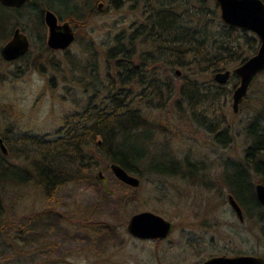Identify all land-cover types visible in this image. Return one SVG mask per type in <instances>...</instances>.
I'll return each mask as SVG.
<instances>
[{
  "label": "rangeland",
  "instance_id": "374dc122",
  "mask_svg": "<svg viewBox=\"0 0 264 264\" xmlns=\"http://www.w3.org/2000/svg\"><path fill=\"white\" fill-rule=\"evenodd\" d=\"M74 2L71 4L78 6L79 13L63 17L62 21L71 25L75 35L69 49L53 51L48 48V29L46 25L38 24V11H33L31 6L20 10L18 26L31 42L30 52L15 62H6L2 58L1 50L13 34L0 47V134L5 136L0 138L9 144H4L8 150L4 164L9 170L23 171L33 160H39L43 152L40 154L35 150V142L58 139L67 118L84 108L89 90L76 81L82 76L78 70L80 62L85 65L87 60H94L95 73L105 80L109 73V66L103 59L106 46L117 33L136 28L145 18V0ZM210 3L217 5L215 0ZM43 36L46 42L42 45ZM88 48L94 52L93 57L85 54ZM235 65L231 72L239 64ZM212 80L213 77L205 74L200 82L207 85ZM230 80L223 85L226 92L233 89ZM174 83L179 87L182 82L176 78ZM239 84L240 80L237 87ZM233 93L212 105L199 98L191 104L180 101L174 103L176 111L170 110L162 116L170 128H162L157 143L148 148L150 161L174 157L183 170H188L190 165L183 163L188 160L197 170L193 181L147 176L141 165L138 168L143 174L139 178L141 184L133 188L118 180L109 163L98 158L94 174L103 171L108 178L113 194L105 189L103 192L110 197L109 202L102 198L99 188L87 184L68 183L47 200L34 186L0 182L2 226H7L0 234V264H201L223 255L264 258L263 226L255 219H247L244 212V223L240 222L229 205L230 191L225 181L226 164L243 165L245 149L252 143L247 128L255 107L264 98V73L252 83L238 113L233 110ZM151 114L157 120L159 113L152 111ZM214 126L216 133L211 132ZM222 129H228L230 133V142L226 146L215 139ZM249 172L253 173L252 170ZM260 180L255 176L254 185L261 184ZM96 191L101 194L97 195ZM119 203L129 207L124 208ZM102 206H105L104 210ZM94 207L100 208V216H91ZM52 209L55 219L60 218L58 230L26 232L28 226H40L42 212ZM142 212L155 213L173 224L175 231L169 240L141 241L127 233L107 242L105 237L100 241L94 232L107 221L112 223L111 226L122 223L126 231L132 216ZM21 230L22 238L18 233Z\"/></svg>",
  "mask_w": 264,
  "mask_h": 264
},
{
  "label": "trees",
  "instance_id": "16d2710c",
  "mask_svg": "<svg viewBox=\"0 0 264 264\" xmlns=\"http://www.w3.org/2000/svg\"><path fill=\"white\" fill-rule=\"evenodd\" d=\"M210 2L145 0V18L138 22L136 28L117 33L106 46L103 59L109 66V73L105 80L95 73L94 60H87L85 65L80 62L78 70L82 76L76 81L89 90L88 100L81 111L67 118L58 139L51 142L38 139L35 142V150L40 154L43 152L42 157L33 160L31 166L23 171L9 170L0 148V182L34 186L45 194L47 200L56 196L68 183L87 184L99 188L103 194L101 197L109 202L110 197L105 195L102 183L94 174L98 158L109 163V168L117 164L138 178L143 176L138 171L142 165L147 176L193 181L197 170L188 160L183 161L190 165L188 170H183L179 160L174 157L163 158L160 162L150 161L148 148H153L157 143L156 138L162 133V128H170L162 116L170 113V110L176 111L174 103L180 101L191 104L199 98L212 105L217 100L230 97L239 83L236 74L230 80L233 81V89L229 92L224 90L223 85L215 84V80L201 85L202 75L214 78L217 73L233 69L236 63L239 67L257 53L259 46V39L254 34L223 25L218 6H212ZM71 3L74 4V0H32L24 7L28 9L31 6L33 11H38V24L44 27L46 10L56 12L61 22L63 17L73 13L77 15L80 10ZM21 9L6 8L0 4V47L10 40L13 31L20 26ZM41 42L42 45L46 42L45 36ZM89 49L85 54L93 57L94 52ZM178 69H182L180 77H177ZM176 78L182 82L179 87L174 83ZM260 103L255 107L254 117L247 128L252 143L245 149L244 164H226L225 181L229 195L234 197L247 219H255L259 226H263L261 230L264 234V208L257 199L256 185L253 183L254 177L258 176L261 178L259 183L264 184V98ZM152 111L159 113L157 120ZM215 127L211 129L212 133H216ZM229 135L228 129H222L215 139L226 146L230 142ZM0 137L5 136L0 134ZM248 169L253 173L250 174ZM119 205L129 207L124 203ZM89 209H86V217ZM92 211L94 215L91 216L101 215L99 207H94ZM53 213V209L42 212L40 226H28L26 232L58 230L60 218L56 220ZM2 218L0 211V234L7 227L2 226ZM111 224L107 221L104 226L94 229L100 241L105 237L104 241L112 242L123 234L127 235L122 223L120 226ZM22 232H18L20 238Z\"/></svg>",
  "mask_w": 264,
  "mask_h": 264
},
{
  "label": "water",
  "instance_id": "95a60500",
  "mask_svg": "<svg viewBox=\"0 0 264 264\" xmlns=\"http://www.w3.org/2000/svg\"><path fill=\"white\" fill-rule=\"evenodd\" d=\"M222 22L229 27L253 33L259 39L260 46L257 53L244 62L235 70V74L240 80L239 86L233 93V110L239 112L240 105L247 97L249 89L254 80L264 73V1L262 0H215ZM30 0H0V4L6 8L21 9ZM101 7V6H100ZM45 25L48 29L47 46L53 51H65L75 41L73 29L69 23L59 21L57 15L46 10L44 15ZM31 49V42L28 36L20 29L14 30L11 40L5 44L1 50L2 58L6 62H15L26 56ZM180 76V72L177 71ZM234 74L231 71L217 73L214 80L219 85H226ZM0 148L5 156L8 150L0 139ZM111 171L122 183L138 188L140 179L129 174L117 164L111 165ZM109 194H113L109 180L103 171L96 175ZM256 196L259 203L264 207V184L256 185ZM230 207L237 214L240 222H244V214L234 199L229 196ZM173 224L161 216L152 212H142L132 216L127 232L139 240H166L170 237ZM202 264H264V258L253 255L218 256L208 259Z\"/></svg>",
  "mask_w": 264,
  "mask_h": 264
},
{
  "label": "flooded vegetation",
  "instance_id": "af4514ba",
  "mask_svg": "<svg viewBox=\"0 0 264 264\" xmlns=\"http://www.w3.org/2000/svg\"><path fill=\"white\" fill-rule=\"evenodd\" d=\"M174 231H175V229H174V226H173V229H172V232H171L170 237L173 235ZM190 235H191V234H190ZM170 237H169V238H170ZM191 237H193V236L191 235ZM169 238L166 239V240H141V241H156V242H159V241H167V240H169ZM137 240H138V239H137Z\"/></svg>",
  "mask_w": 264,
  "mask_h": 264
}]
</instances>
